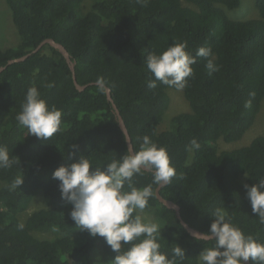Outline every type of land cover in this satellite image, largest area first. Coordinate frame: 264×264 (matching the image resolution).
<instances>
[{"label":"trees","instance_id":"1","mask_svg":"<svg viewBox=\"0 0 264 264\" xmlns=\"http://www.w3.org/2000/svg\"><path fill=\"white\" fill-rule=\"evenodd\" d=\"M5 1L20 41L0 48V67L51 38L76 62L80 85L99 84L78 90L64 56L48 44L0 74V147L17 161L10 169H0V264H92L97 248L107 261L117 255L105 238L77 229L70 217L72 206L61 198L60 181L52 176L81 154L94 166L106 168L128 152L106 87L135 151L144 135L167 148L176 176L160 193L181 207L182 218L191 227L206 233L214 219L211 213L224 208L245 235L264 242V224L252 213L244 187L264 177V136L232 150L220 152L216 146L220 139L241 140L261 110L264 0H256L260 17L248 20H233L225 11L239 7L241 0H99L88 11H83L85 0ZM174 41H186V50L193 55L200 47H210L219 71L209 74L207 59L196 58L194 76L183 89L191 112L173 117L170 129L159 132L170 103L167 90L175 88L159 81L155 88L148 87L155 77L147 69L146 57L162 53ZM49 83L54 86L45 87ZM33 84L50 106L63 110L60 131L47 141L30 135L16 120ZM249 100L251 107H245ZM193 139L200 148L190 151ZM23 173L20 189L9 191L7 185ZM150 184L153 196L146 209L161 223V252L170 254L179 244L186 257L178 264H199L198 255L215 241L192 237L175 211L159 202L155 194L159 185L150 171L133 177L137 188ZM124 190L131 189L126 184ZM39 192L45 207L22 222L20 215ZM53 229L58 236L52 240L34 235Z\"/></svg>","mask_w":264,"mask_h":264},{"label":"clouds","instance_id":"2","mask_svg":"<svg viewBox=\"0 0 264 264\" xmlns=\"http://www.w3.org/2000/svg\"><path fill=\"white\" fill-rule=\"evenodd\" d=\"M186 49V41H174L162 53L151 52L146 57L147 69L155 77L148 83L149 88H155L159 81L183 90L188 85V78L194 76L192 65L197 57L207 59L205 67L209 74L219 71V66L210 58L213 56L210 47L198 48L195 55ZM250 95L254 97L255 93ZM245 107H251V100ZM62 116L63 110L50 106L33 84L16 120L30 135L47 141L60 131ZM127 139L125 135V141ZM138 139L142 140L139 151L129 149L123 157L107 163L106 168L94 166L88 156L81 154L75 162L57 168L52 176L60 181L61 198L72 206L70 217L77 229L88 231L93 237L105 238L112 251L117 253L107 264H178L185 259L186 250L174 244L170 254L161 252L160 224L141 215L153 196L152 185L143 188L133 185L134 175L143 171L152 173L154 184L167 185L176 176V169L166 147L153 142L148 135ZM199 148V142L193 139L189 150ZM16 163L10 158L8 149L0 147V169H10ZM24 180V173L17 174L7 185L8 190L20 189ZM126 184L130 191L124 190ZM244 187L252 213L264 224V177ZM211 216L214 219L209 230L195 236L198 241H215L212 247L204 248L198 255L199 264H245L249 260L253 264H264V242L253 235H245L224 208H216ZM19 227L23 229L24 225ZM129 244V248L123 249V245Z\"/></svg>","mask_w":264,"mask_h":264},{"label":"rangeland","instance_id":"3","mask_svg":"<svg viewBox=\"0 0 264 264\" xmlns=\"http://www.w3.org/2000/svg\"><path fill=\"white\" fill-rule=\"evenodd\" d=\"M97 1L99 0H85L82 4L83 11H88L91 6ZM225 11L228 17L233 20H248L260 17L259 11L256 7V0H241V4L239 5V7L232 10L225 9ZM19 41L20 38L14 25L11 11L6 1L0 0V48L6 49L14 47ZM167 93L170 98V103L164 115L163 121L158 127L159 132L167 131L170 129L171 120L173 119V117L182 113L191 112L190 103L186 99L183 90L169 88L167 90ZM259 136H264V100L262 102L261 110L254 125L249 131L246 132L241 140L234 143H227L224 142V140L220 139L219 141H217L216 146L220 152L224 150L241 148L249 145L255 138ZM44 207L45 203L43 201L42 192H39L29 208L22 215H20V220L22 222H25L30 214ZM141 215L146 216L161 225L158 218L150 209H145V211L141 213ZM34 235L39 239L52 240L58 236V233L54 230H49L42 233H35ZM98 262H103V264H107L108 262L105 259L100 248L95 249L92 256V264H98Z\"/></svg>","mask_w":264,"mask_h":264},{"label":"water","instance_id":"4","mask_svg":"<svg viewBox=\"0 0 264 264\" xmlns=\"http://www.w3.org/2000/svg\"><path fill=\"white\" fill-rule=\"evenodd\" d=\"M50 45L51 47L57 49L65 58L70 70H71V73H72V76H73V81H74V84L76 86V88L80 91H83L85 90V88L89 85H92V84H99V83H90L88 85H80L77 81V76H76V62L72 60L71 58V55L70 53L68 52V50L65 48V46L59 42H56L54 39H51V38H47L45 40H43L35 49H33L31 52H29L28 54L20 57V58H15V59H11L7 62V64L5 66H2L0 67V74L11 64L13 63H17V62H22V61H25L26 59H28L29 57H31L32 55H34L35 53H37L38 51H40L45 45ZM102 85V84H100ZM106 90V95H107V99L108 101L111 103V106L113 108V111L115 113V116H116V119H117V122L119 124V127L121 128V130L123 131V133L125 135L128 136V139L126 141L127 143V147H128V150L131 149L133 152H135V149L133 147V144H132V140H131V137H130V134L128 132V129L126 127V124L123 120V117L121 116L120 114V111L119 109L117 108V105L115 104L112 96H111V89L106 87L105 88ZM166 185H159L157 188H156V191H155V194H156V197L157 199L159 200V202H161L164 206H166L167 208L169 209H172L175 211L176 213V216L177 218L180 220L181 224L183 225V227L186 229V231L192 236L195 238V236L197 234H200V235H203L204 232L202 231H199L193 227H191L183 218H182V215H181V207L176 204L175 202L171 201V200H168L166 198H164L160 191L162 189V187H164ZM245 264H250V260L245 262Z\"/></svg>","mask_w":264,"mask_h":264}]
</instances>
